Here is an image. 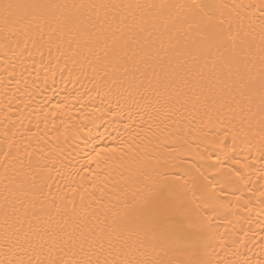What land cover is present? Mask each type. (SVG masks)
Masks as SVG:
<instances>
[{
    "label": "bare ground",
    "instance_id": "6f19581e",
    "mask_svg": "<svg viewBox=\"0 0 264 264\" xmlns=\"http://www.w3.org/2000/svg\"><path fill=\"white\" fill-rule=\"evenodd\" d=\"M41 2L69 7L57 10L59 22L42 20L30 28L0 23V258L5 219L18 226L25 208L30 213L55 200L62 210L64 205L70 210L74 200L78 208L83 203L90 210L115 212L123 209L125 191L130 198L131 191L147 184L170 185L172 195L188 201L193 215L209 224L193 259L202 264H264L259 99L249 109L217 86L214 92L205 87L179 100L160 97L157 103L154 84L149 86L139 73L133 80L123 67L108 63L96 29L85 33L82 28L77 36L75 29L70 34L64 26V15L95 19L93 10L72 5L165 4L174 7L143 11L149 31L158 29L152 35L157 44L163 39L165 47L192 48L208 26L222 27L227 36L230 24L231 34H247L255 49L264 29V0ZM193 4L216 7H184ZM107 43L111 45V36ZM157 110L169 118L161 115L154 121ZM127 145H139L137 159L147 152L151 163L138 171L125 156ZM120 157L128 162L122 164ZM58 221L61 214L54 212L53 228ZM156 255L144 248L130 258ZM41 258L46 260L47 254Z\"/></svg>",
    "mask_w": 264,
    "mask_h": 264
},
{
    "label": "snow or ice",
    "instance_id": "6c2138e0",
    "mask_svg": "<svg viewBox=\"0 0 264 264\" xmlns=\"http://www.w3.org/2000/svg\"><path fill=\"white\" fill-rule=\"evenodd\" d=\"M68 7L41 0H2L0 23L5 28H30L42 20L59 22L57 10ZM71 7L90 9L96 15L94 20L64 15L68 32L71 34L75 29L79 36L82 28L85 33L96 29L97 43L106 49L108 63L123 67L126 73L132 74L133 80L139 73L148 80L149 86L154 84L157 103L160 97L179 100L188 93L202 92L205 87L214 92L219 86L221 94L226 92L231 100L247 104L249 109L258 98L264 122V29L255 49L247 34L241 37L238 31L233 36L230 24L227 36L222 27L208 26L209 30L192 48H180L171 43L165 47L163 39L159 44L152 39L153 31L158 29L149 31V21L145 20L143 11L153 8L163 11L173 5L107 2ZM184 7L216 6L193 4ZM109 36L112 37L111 45L107 43ZM209 60L211 67H208ZM161 115L169 118L167 112L157 110L154 121ZM127 147L129 152L125 156L133 166H138V171L151 163L147 152L143 160L137 159L139 145ZM105 151L115 153L116 149ZM128 161L120 157L122 164ZM123 197V209L115 212L103 208L90 210V206L83 203L78 208L74 200L70 201V210L67 205L62 210L53 200L47 207H33L30 213L25 208L24 218L16 222L18 226L9 225L6 218L2 233L5 251L0 264H202L192 257L197 254L209 224L193 215L188 201L173 196L170 185L151 187L145 184L144 190L131 191L130 198L125 191ZM54 212L61 214L62 221H58L55 228L51 223ZM144 248H151L157 255L151 259L130 258V253ZM53 251L63 255L54 258ZM45 254L46 260L41 258Z\"/></svg>",
    "mask_w": 264,
    "mask_h": 264
}]
</instances>
